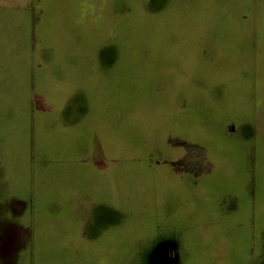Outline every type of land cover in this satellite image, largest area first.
Instances as JSON below:
<instances>
[{
    "label": "rangeland",
    "instance_id": "rangeland-1",
    "mask_svg": "<svg viewBox=\"0 0 264 264\" xmlns=\"http://www.w3.org/2000/svg\"><path fill=\"white\" fill-rule=\"evenodd\" d=\"M97 1L0 8V264H264V0Z\"/></svg>",
    "mask_w": 264,
    "mask_h": 264
},
{
    "label": "crops",
    "instance_id": "crops-1",
    "mask_svg": "<svg viewBox=\"0 0 264 264\" xmlns=\"http://www.w3.org/2000/svg\"><path fill=\"white\" fill-rule=\"evenodd\" d=\"M34 4L41 6V9L37 14L34 13V10L31 13V10ZM91 5H94L96 7V13L94 16L91 15L89 12H85L86 14L84 13L81 14L82 10H80V0H15V1L14 0H0V8L3 10L2 13H10L9 10H11L12 8H16L18 10L22 9L23 12L20 10L16 11V12H20V14L13 13V16H15L14 18L15 26L14 27L16 31L18 30L17 32L20 34L21 38H24L27 35L31 39L47 37L48 35H46V33L49 32L50 30L59 33V35L55 37H66L67 35L63 36V35H60V33L69 32L71 29V26L76 24L77 22L89 23L95 19L97 20V18H94V17L98 15V11H97L98 1L93 0V3H91ZM0 32H1L0 38H3L1 40H4V39L7 40V38H10V36L12 35V33L9 32V28L7 27H3L0 30ZM7 45H8V48L11 47L10 43H8ZM1 69L2 67L0 65V70ZM0 76H1V72H0ZM78 177H80L78 181H76V178L74 177V180L72 182L74 183L78 182L77 184L81 185L79 183H80L81 178H83V176L79 174ZM71 178H72V175H71ZM62 179L65 185L68 184L69 174L67 172L66 165H64V169L62 172ZM91 180L92 179L84 181V183H88V185L90 184V186H92L93 183ZM61 194L63 195V197H68L66 196L67 195L66 189L63 190ZM7 209L9 213H12L10 212V209H13V208H7ZM65 209L67 210L68 208L63 206L61 210L62 216H63ZM21 212L25 216L32 214L31 210H29L28 208H23ZM1 214H3V212H0V215ZM20 214L21 213H19V215ZM21 220L23 221V219ZM93 220L90 218V220H88L86 223L91 222ZM28 221H32V218L26 221L25 223L26 225ZM62 221L65 222L64 218H62ZM17 222H18V219H17ZM0 223H1V220H0ZM67 228L68 227H65L64 230H67ZM73 231L75 230L73 229ZM64 235L61 241V246L63 247H65L67 244H70L67 242L65 243L64 239L67 241L68 238H65ZM121 239L124 243V240L128 239V237L122 236ZM76 246L78 245L76 244Z\"/></svg>",
    "mask_w": 264,
    "mask_h": 264
}]
</instances>
